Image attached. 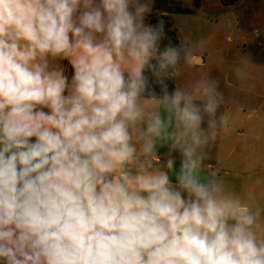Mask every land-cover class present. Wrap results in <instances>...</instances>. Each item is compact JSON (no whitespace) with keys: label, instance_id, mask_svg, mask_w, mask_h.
<instances>
[{"label":"clouds","instance_id":"obj_1","mask_svg":"<svg viewBox=\"0 0 264 264\" xmlns=\"http://www.w3.org/2000/svg\"><path fill=\"white\" fill-rule=\"evenodd\" d=\"M152 4L0 0V264H264L261 210L204 176L218 81L169 90L196 57Z\"/></svg>","mask_w":264,"mask_h":264},{"label":"rangeland","instance_id":"obj_2","mask_svg":"<svg viewBox=\"0 0 264 264\" xmlns=\"http://www.w3.org/2000/svg\"><path fill=\"white\" fill-rule=\"evenodd\" d=\"M152 10L166 12L180 44L202 59L188 66L182 57L176 87L191 92L198 81H218L217 117L227 113L229 122L202 149L207 173L216 171L226 190L264 219V0H153Z\"/></svg>","mask_w":264,"mask_h":264},{"label":"crops","instance_id":"obj_3","mask_svg":"<svg viewBox=\"0 0 264 264\" xmlns=\"http://www.w3.org/2000/svg\"><path fill=\"white\" fill-rule=\"evenodd\" d=\"M153 13H157V12H154L152 10L151 14ZM164 14H167L166 12H162ZM151 14L149 15L148 19L149 21L151 22ZM63 63L67 64V61H64ZM69 76H71V69H69L68 73H67ZM144 102L146 104V112H152V111H160L162 115H164V108H163V105L160 104L158 102V99H155V98H147V97H144ZM157 154L159 156L162 157V159L159 161V162H154L155 166L157 167H163L164 165V161L168 158V154H169V146L168 144H164V143H161V142H158L157 143ZM171 156L172 158L175 160V161H179L180 159L176 157L175 155V151H173L171 153ZM174 174H172V179H173V182H175V178H174ZM204 176L207 177L208 176V173H207V169H205V172H204ZM216 179L218 180L217 176H216Z\"/></svg>","mask_w":264,"mask_h":264},{"label":"trees","instance_id":"obj_4","mask_svg":"<svg viewBox=\"0 0 264 264\" xmlns=\"http://www.w3.org/2000/svg\"><path fill=\"white\" fill-rule=\"evenodd\" d=\"M158 19H163L165 21V28L168 34V37L171 39L172 43L174 44H180L179 38H178V31L176 29H174V24L170 18V16L166 15V14H152L151 16V22L152 23H156V21ZM165 43H167V40L164 41ZM168 86H169V90H173L176 87V77L174 79H170L168 80ZM155 91L158 94L157 97H155V99H159V93H160V88L158 86L155 87ZM144 97L147 98H154L152 97L149 93H145Z\"/></svg>","mask_w":264,"mask_h":264},{"label":"water","instance_id":"obj_5","mask_svg":"<svg viewBox=\"0 0 264 264\" xmlns=\"http://www.w3.org/2000/svg\"><path fill=\"white\" fill-rule=\"evenodd\" d=\"M199 62H202V59L201 58H196L195 59V63H199Z\"/></svg>","mask_w":264,"mask_h":264}]
</instances>
